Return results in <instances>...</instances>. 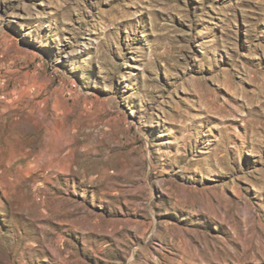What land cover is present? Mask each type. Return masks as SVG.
<instances>
[{
  "label": "rangeland",
  "instance_id": "374dc122",
  "mask_svg": "<svg viewBox=\"0 0 264 264\" xmlns=\"http://www.w3.org/2000/svg\"><path fill=\"white\" fill-rule=\"evenodd\" d=\"M0 264H264V0H0Z\"/></svg>",
  "mask_w": 264,
  "mask_h": 264
}]
</instances>
